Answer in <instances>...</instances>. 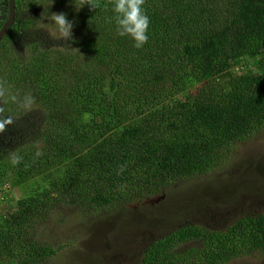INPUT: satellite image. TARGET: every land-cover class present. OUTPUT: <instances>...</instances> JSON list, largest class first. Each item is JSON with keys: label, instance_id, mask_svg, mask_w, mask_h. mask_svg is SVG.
Wrapping results in <instances>:
<instances>
[{"label": "trees", "instance_id": "trees-1", "mask_svg": "<svg viewBox=\"0 0 264 264\" xmlns=\"http://www.w3.org/2000/svg\"><path fill=\"white\" fill-rule=\"evenodd\" d=\"M81 2L15 0L0 40V112L34 116L11 143L0 114V183L21 191L0 213V264H49L62 247L40 228L61 207L135 204L208 173L264 130V0H145L141 48L117 34L114 0L79 10ZM53 12L74 24L60 48L41 34ZM7 15L0 0V29ZM256 250L264 214L223 231L175 229L136 264H225Z\"/></svg>", "mask_w": 264, "mask_h": 264}, {"label": "rangeland", "instance_id": "rangeland-1", "mask_svg": "<svg viewBox=\"0 0 264 264\" xmlns=\"http://www.w3.org/2000/svg\"><path fill=\"white\" fill-rule=\"evenodd\" d=\"M48 24L41 34L53 43L50 48H60V33L51 20ZM26 52L21 48L14 54L23 58ZM80 59L86 64L83 57ZM3 93L0 84V95ZM2 112L7 121L2 131L7 130L4 136L12 134L11 143L34 121L29 111L15 117ZM9 192L8 202L13 206L21 191L10 186ZM6 208V202L1 204L0 213ZM259 214H264V130L234 144L222 164L204 175L173 183L155 196L114 210L80 213L63 206L41 226L40 233L47 244L62 247L49 264H136L147 246L175 229L198 225L223 231L241 217ZM225 264H264V250Z\"/></svg>", "mask_w": 264, "mask_h": 264}, {"label": "clouds", "instance_id": "clouds-1", "mask_svg": "<svg viewBox=\"0 0 264 264\" xmlns=\"http://www.w3.org/2000/svg\"><path fill=\"white\" fill-rule=\"evenodd\" d=\"M144 2L145 0H114L113 3V11L116 14L117 34L121 37H130L134 41V47L136 48L143 47L149 39L147 32L150 21L142 7ZM53 3L54 0H51L49 7ZM85 5L94 9L98 7V0H82L79 10ZM51 19L57 31L60 33V37L64 41L71 40L74 24L67 19V15L62 12H53L51 13ZM18 162L19 158L12 160L13 164ZM3 203H0V205Z\"/></svg>", "mask_w": 264, "mask_h": 264}, {"label": "water", "instance_id": "water-1", "mask_svg": "<svg viewBox=\"0 0 264 264\" xmlns=\"http://www.w3.org/2000/svg\"><path fill=\"white\" fill-rule=\"evenodd\" d=\"M15 16V0H8V15L6 21L0 29V40L8 33L9 29L15 21Z\"/></svg>", "mask_w": 264, "mask_h": 264}, {"label": "built area", "instance_id": "built-area-1", "mask_svg": "<svg viewBox=\"0 0 264 264\" xmlns=\"http://www.w3.org/2000/svg\"><path fill=\"white\" fill-rule=\"evenodd\" d=\"M10 186L7 184L0 186V203H3L6 199H8L10 194ZM11 195V194H10Z\"/></svg>", "mask_w": 264, "mask_h": 264}, {"label": "flooded vegetation", "instance_id": "flooded-vegetation-1", "mask_svg": "<svg viewBox=\"0 0 264 264\" xmlns=\"http://www.w3.org/2000/svg\"><path fill=\"white\" fill-rule=\"evenodd\" d=\"M6 21V20H5Z\"/></svg>", "mask_w": 264, "mask_h": 264}]
</instances>
